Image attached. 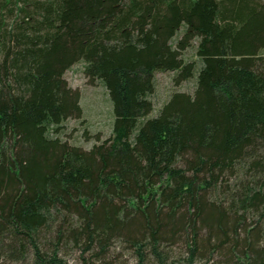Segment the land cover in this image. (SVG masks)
<instances>
[{
  "label": "trees",
  "instance_id": "trees-1",
  "mask_svg": "<svg viewBox=\"0 0 264 264\" xmlns=\"http://www.w3.org/2000/svg\"><path fill=\"white\" fill-rule=\"evenodd\" d=\"M263 51L260 0H0V261L264 264ZM78 63L115 115L89 151ZM170 72L195 94L151 117Z\"/></svg>",
  "mask_w": 264,
  "mask_h": 264
},
{
  "label": "rangeland",
  "instance_id": "rangeland-1",
  "mask_svg": "<svg viewBox=\"0 0 264 264\" xmlns=\"http://www.w3.org/2000/svg\"><path fill=\"white\" fill-rule=\"evenodd\" d=\"M264 5V0H260ZM184 30H179L174 41L183 36ZM193 47L186 50L183 57L186 62H194L197 70L201 67V62L196 56L198 41L193 42ZM264 54V51H263ZM85 65L75 64L65 74V80L73 90L81 94L80 105L83 116L80 119L71 118L61 125L60 138L67 141L70 145L89 151L98 140L101 142L112 136L115 115L113 103L105 87L97 83L89 85L88 79L84 74ZM177 73H157L155 75V91L151 96L153 103V113L151 117L157 116L170 100L175 92L186 93L194 96L197 85V75L192 79L180 83L175 82ZM87 133V134H86ZM0 264H13L0 261ZM70 264H76L70 260Z\"/></svg>",
  "mask_w": 264,
  "mask_h": 264
}]
</instances>
